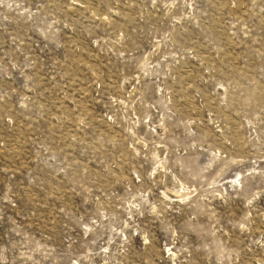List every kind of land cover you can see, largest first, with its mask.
<instances>
[{"label": "rangeland", "instance_id": "1", "mask_svg": "<svg viewBox=\"0 0 264 264\" xmlns=\"http://www.w3.org/2000/svg\"><path fill=\"white\" fill-rule=\"evenodd\" d=\"M0 264H264V0H0Z\"/></svg>", "mask_w": 264, "mask_h": 264}]
</instances>
